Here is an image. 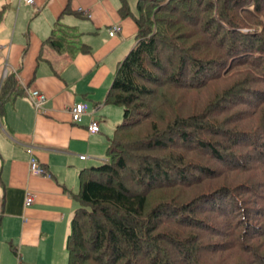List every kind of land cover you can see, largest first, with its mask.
I'll use <instances>...</instances> for the list:
<instances>
[{
  "label": "trees",
  "instance_id": "trees-1",
  "mask_svg": "<svg viewBox=\"0 0 264 264\" xmlns=\"http://www.w3.org/2000/svg\"><path fill=\"white\" fill-rule=\"evenodd\" d=\"M117 11L136 26L103 100L121 120L78 173L66 264H264V0ZM22 93L8 73L0 110Z\"/></svg>",
  "mask_w": 264,
  "mask_h": 264
},
{
  "label": "crops",
  "instance_id": "crops-1",
  "mask_svg": "<svg viewBox=\"0 0 264 264\" xmlns=\"http://www.w3.org/2000/svg\"><path fill=\"white\" fill-rule=\"evenodd\" d=\"M125 1L134 13L135 0ZM120 3L0 0V84L11 73L23 90L0 110V264H66L78 173L103 160L121 120L120 107L103 104L117 63L134 44L136 26L120 17ZM112 26L119 31L109 37ZM60 30L69 46L45 44ZM33 90L45 97L40 113L26 98L25 91ZM77 103L86 112L73 123L68 110ZM90 121L98 124L92 135ZM31 162L48 177L30 174ZM26 192L34 201L25 208Z\"/></svg>",
  "mask_w": 264,
  "mask_h": 264
},
{
  "label": "built area",
  "instance_id": "built-area-1",
  "mask_svg": "<svg viewBox=\"0 0 264 264\" xmlns=\"http://www.w3.org/2000/svg\"><path fill=\"white\" fill-rule=\"evenodd\" d=\"M27 4H31L32 0H24ZM78 12L87 15V12H83L82 10H77ZM119 31V27L112 26L108 31V36L112 37L115 33ZM26 98L31 104V107L33 110L37 113H40L43 111L42 105L45 102V97L43 94L33 90V91H25ZM70 119L73 123H78L80 121V118L82 115L86 112V105L83 103H77L72 105L69 110ZM87 133L89 135L95 134L98 132V124L96 121H90L87 125ZM29 172L32 175L35 176H41V177H48L47 173L44 172L41 168L37 166L35 162L29 163ZM34 201V194L31 192H26L23 197V206L29 207Z\"/></svg>",
  "mask_w": 264,
  "mask_h": 264
}]
</instances>
